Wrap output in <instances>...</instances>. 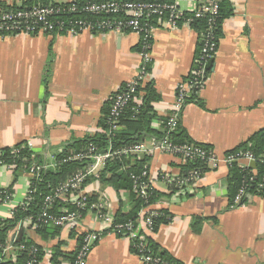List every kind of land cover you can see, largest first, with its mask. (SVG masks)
<instances>
[{
    "label": "crops",
    "instance_id": "crops-1",
    "mask_svg": "<svg viewBox=\"0 0 264 264\" xmlns=\"http://www.w3.org/2000/svg\"><path fill=\"white\" fill-rule=\"evenodd\" d=\"M38 1L0 0V9ZM229 3L233 14L221 26L213 68L197 101L185 105L179 121L190 143L210 148L219 159L264 129V0ZM200 35L186 25L154 34L141 87L151 83L158 96L150 123L157 133L170 114L177 84L192 68ZM138 43L133 33L0 37V148L24 143L42 157L41 164L51 165L63 146L97 134L109 97L141 67ZM142 97L139 92L140 101ZM143 144L146 153L141 157L148 159L145 167L156 193L153 208L170 219L148 237L157 253H166L180 264H264V196L250 195L243 205L231 207L228 168L223 162L205 171L191 192L177 193L159 174L177 177L185 164L154 150L152 139ZM30 179L22 166L0 167V189L11 194L10 203L0 205V224L10 218L13 205L17 208L25 201ZM83 190L101 194L112 216L132 207L128 193H117L100 182L87 183ZM37 229L25 220L15 232L16 238L24 237L40 247L38 264H71L69 257L85 231L101 233L86 264H143L130 241L112 233L92 213L83 216L74 233L59 229L54 237L44 239ZM1 257L12 263L17 258L13 250H3Z\"/></svg>",
    "mask_w": 264,
    "mask_h": 264
},
{
    "label": "built area",
    "instance_id": "built-area-1",
    "mask_svg": "<svg viewBox=\"0 0 264 264\" xmlns=\"http://www.w3.org/2000/svg\"><path fill=\"white\" fill-rule=\"evenodd\" d=\"M220 0H162L155 3L144 2H122L117 0H102L100 2H86L78 5L76 0L69 3H50L47 5H21L11 9H0V37L7 35H65L76 37L82 33L91 35L98 34H125L133 33L139 37V56L142 64L137 75L129 82L125 83L119 91L115 92L108 99L109 107V133H114L120 129L119 120L129 104L140 106L138 89L146 79V68L150 63V49L154 34L157 30L163 29L172 31L180 25L190 26L193 20H205L206 28L200 36V49L198 58H194L192 68L188 76L180 81L176 86L175 97L170 114L163 126L164 136L155 143L154 150L160 154L169 155L179 159L182 163L198 162L200 169H193L186 174L177 177H167L159 174L169 186L174 187L177 193L191 192L202 178L205 171L217 169L220 162L227 168L236 162L242 168L247 163H252L255 158L250 153H245L236 159L232 155L225 154L219 159L215 153L204 146L194 143L177 144L172 140V134L179 127L181 114L190 94H198L205 85V67L213 61L217 49L218 38L215 36V20L218 16ZM95 148L89 146L87 150L72 152L60 161L61 164L69 162H81L91 159L83 170H79L67 178L63 183L54 187L43 198L41 211L35 220L30 222L34 227L52 226L65 229L70 232H77L81 227L83 214L92 213L97 221L107 225L112 233L123 236L131 243L135 256L143 264H170L165 259L159 258L148 249L147 238L154 233V222L163 217V214L149 204L152 189L147 171H142L139 175L132 174L133 192L143 201L144 207L139 213V219L135 223L116 224L114 216L110 213L107 203L101 194L99 198L90 202L87 193L84 192L83 184L89 178L99 179L100 172L105 163L116 156L136 155L140 157L146 153L145 145H129L118 152L109 150L103 154L95 153ZM14 164V163H9ZM0 162L1 166H7ZM56 164L48 165L35 163L22 168L30 174L29 187L25 201L19 207H27L31 201V196L35 193L32 187L34 182L40 178L42 171ZM252 178H244L240 189L232 200L231 207L243 205L242 199L248 200L246 194L247 183ZM259 187H263L260 185ZM11 201V194L7 190L0 189V205L8 204ZM56 202L63 206L54 209ZM18 208V207H17ZM16 209V208H15ZM15 209L10 210V218L15 213ZM52 209L54 210L53 212ZM136 224V227H135ZM15 232L12 242L16 238ZM101 233L85 231L81 234L79 246L76 250L72 264H86L87 258L99 241ZM13 243L7 247H2L5 251L16 250L26 253L25 264H38L39 250L36 246L20 244L13 248ZM1 247V246H0Z\"/></svg>",
    "mask_w": 264,
    "mask_h": 264
},
{
    "label": "trees",
    "instance_id": "trees-1",
    "mask_svg": "<svg viewBox=\"0 0 264 264\" xmlns=\"http://www.w3.org/2000/svg\"><path fill=\"white\" fill-rule=\"evenodd\" d=\"M40 1V2H39ZM34 4L31 2H26L23 5H46L48 0H39ZM102 0H76L78 5H82L86 2H100ZM122 2H144V3H155L162 0H117ZM233 14L232 8L230 6L229 0H220L218 7V16L215 20V36H217L218 41L221 35V26L225 20L230 18ZM190 27L195 29L197 32L201 33L206 28V21L199 19L193 20L190 23ZM201 36V35H200ZM200 43L198 45L195 58L199 56ZM137 51H140L139 47ZM213 68V61H210L205 67V77L210 73ZM148 67L146 71H148ZM144 86V85H143ZM138 92H143V97L141 99V104L137 107L134 104H129L125 109L123 115L119 120L120 129L114 133H109V107L110 102L108 101L103 110L102 116L99 120L100 131L91 136H86L80 141H73L63 146L61 151L57 152L54 155L55 167H50L45 171H42L40 178L34 182L33 188L35 193L31 196V201L27 207H18L15 209V213L12 218H9L3 221L0 224V264H25L27 260L26 253L18 252L15 249L13 250L16 253V262L12 263L6 259H2L1 254L3 252L4 245L8 242L9 236L15 234L16 227L19 223L24 222L29 219L30 222L35 220L37 214L42 209L43 198L47 195L54 187L58 186L60 183H63L67 178L73 175L79 170H83L87 163L92 162L91 159H87L81 162H69L61 164L60 161L67 157L72 152L85 151L91 145L95 148V153L103 154L108 150L110 152H118L123 148L133 145L141 144L147 139H152L155 143H158L164 136V131L162 128L161 133H157L150 128V123L154 119L153 103L158 100V96L155 93V90L151 83H147L144 87H140ZM197 94L193 92L190 94L188 102H196ZM164 126V125H163ZM172 140L177 144L190 143L185 132L178 127L177 131L172 134ZM245 153H250L255 161L252 163H247L244 167H240L238 163H232L228 168V200L231 202L232 199L236 196L238 190L240 189L244 178H252L251 181L247 183L246 194L249 196H264V129L257 131L251 137H249L245 142L241 143L239 146L229 151L227 154L234 156L236 159L242 157ZM42 157L36 156L31 150H29L26 145L18 144L12 148H0V162L4 164L14 163L17 166V169L21 168L22 165H31V163H36L40 165L42 163ZM148 159L146 157H138L136 155H127V156H116L112 160H109L105 163L103 170L100 172L99 179L95 180L94 178L87 179L83 188L87 183L97 181L107 186H110L117 193L126 192L128 193V199L132 202V207L129 212L122 213L118 211L114 216V222L116 224H125L128 222L135 223L139 219V213L141 209L145 206L143 201L133 192L132 190V181L130 176L132 174L139 175L142 171H147L145 167ZM193 169H200V164L198 162H189L182 167V173L186 174L188 171ZM148 172V171H147ZM263 185V187H259ZM89 201L92 203L99 198V195L89 194ZM156 199V193L152 192L149 200V204H153ZM246 199H242V202H245ZM56 209L59 206H63L62 203H55ZM54 210L52 209L51 212ZM163 214V217L156 219L154 222V232L157 230L159 225L166 224L169 222V216L163 211H159ZM86 214L84 213L83 216ZM51 227L52 229H45V226H38L36 232L41 235L44 239L49 237H54L60 228ZM136 227V224H135ZM74 233V232H71ZM47 236V237H46ZM81 236H79L80 242ZM148 249L153 253V255L165 259L170 264H180L170 258L166 253H157L156 248L152 245V242L147 238ZM13 243V248H16L20 244L33 245L36 246L39 250L40 247L32 243L23 237V239L15 238ZM134 253V250L132 248ZM57 255L59 251L56 250ZM76 253V252H75ZM75 253L69 257L73 262ZM73 259V260H72ZM39 261V256H38ZM72 264V263H71Z\"/></svg>",
    "mask_w": 264,
    "mask_h": 264
},
{
    "label": "rangeland",
    "instance_id": "rangeland-1",
    "mask_svg": "<svg viewBox=\"0 0 264 264\" xmlns=\"http://www.w3.org/2000/svg\"><path fill=\"white\" fill-rule=\"evenodd\" d=\"M20 180H21V179H20ZM19 200H20V198H17L16 200H14V202L17 203ZM13 208H15L14 205H13ZM13 208H11V209H13ZM8 210H9V209H8Z\"/></svg>",
    "mask_w": 264,
    "mask_h": 264
}]
</instances>
